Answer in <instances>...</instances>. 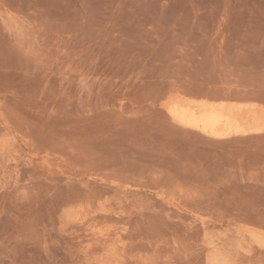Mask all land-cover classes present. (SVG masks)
Instances as JSON below:
<instances>
[{
	"label": "rangeland",
	"instance_id": "rangeland-1",
	"mask_svg": "<svg viewBox=\"0 0 264 264\" xmlns=\"http://www.w3.org/2000/svg\"><path fill=\"white\" fill-rule=\"evenodd\" d=\"M171 91L263 102L264 0H0V264H264V132L183 127Z\"/></svg>",
	"mask_w": 264,
	"mask_h": 264
},
{
	"label": "bare ground",
	"instance_id": "bare-ground-1",
	"mask_svg": "<svg viewBox=\"0 0 264 264\" xmlns=\"http://www.w3.org/2000/svg\"><path fill=\"white\" fill-rule=\"evenodd\" d=\"M166 95L161 105L172 121L202 135L214 139H222L257 135L260 132H264V101H261L262 98L260 100L244 97L234 98L233 95V97L229 95V97L218 95L215 97H206L204 95L194 97L172 91ZM5 144L6 142L1 145L0 151L2 153L3 148L6 150ZM79 219L80 223L85 224L84 220L86 219ZM243 232L251 239L252 248L256 247L264 251V232L250 227H243ZM87 234L93 240L91 244H88L89 247L92 245H108L115 242V239L120 240L118 234L111 229L104 232H95L90 230L89 226V233L87 232ZM113 237L114 239H112ZM251 241L249 240V242ZM249 245L251 247V244ZM252 248H247V251L250 252ZM113 249V247L111 248L108 245L107 253L110 256L112 255L115 261H121L122 253L117 250L119 248ZM232 258L220 253H213L210 257V264H238Z\"/></svg>",
	"mask_w": 264,
	"mask_h": 264
}]
</instances>
